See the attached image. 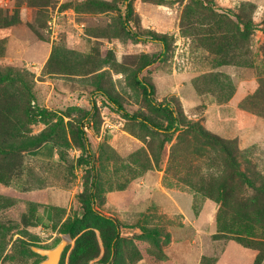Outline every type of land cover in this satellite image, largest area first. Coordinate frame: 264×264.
<instances>
[{
    "label": "rangeland",
    "instance_id": "1",
    "mask_svg": "<svg viewBox=\"0 0 264 264\" xmlns=\"http://www.w3.org/2000/svg\"><path fill=\"white\" fill-rule=\"evenodd\" d=\"M127 2L0 0V264L103 218L86 264H264V0Z\"/></svg>",
    "mask_w": 264,
    "mask_h": 264
},
{
    "label": "trees",
    "instance_id": "2",
    "mask_svg": "<svg viewBox=\"0 0 264 264\" xmlns=\"http://www.w3.org/2000/svg\"><path fill=\"white\" fill-rule=\"evenodd\" d=\"M127 1L128 0H126V2ZM127 4H128V2H127ZM137 83L143 88L146 97L148 99H150L152 102H154L152 86L150 84L144 82L140 78H137ZM111 100L114 103H117V105L119 107V110L124 112V115H126L127 117H130L132 119H140V120H142L143 124L147 123L148 125H150L151 127H154V128H161L159 124H156V123H154L153 121H151V120H149L147 118H144V117L139 116L137 114L128 113L119 102H116V100L113 99V98H111ZM164 109L167 110V111H170L169 107H164ZM171 117H173V120L175 122L176 121L175 116H173V114H171ZM80 131L85 137V135H86L85 132L83 130H80ZM201 133L203 134V132H201ZM204 135H206L205 136L206 138L208 137L209 139H211L214 142H218V143H221V144L223 143L222 140L219 137H216V136L211 135V134H204ZM47 147H49L48 150H49L50 153L49 154H43L40 149L41 148L47 149ZM86 151L88 152V155H89V165L92 168V171L93 170L96 171L95 156L93 155V152L90 149L86 148ZM34 155H37V156H39L41 158H44V159H47V160H53L56 157L55 146L52 145V144H48V145H44L42 147H39V149L34 151ZM94 177H96V176L94 175ZM88 211H90L92 213L95 212L93 208L88 210ZM83 213L85 214L86 211H84ZM100 218L102 219L103 217H100ZM104 219L105 218H103L102 220L95 219L94 223L96 225L94 223H92V225H94V226L85 225V229L88 230V232L86 234H84V236L81 238L80 244L78 245V247L76 248V252H74V254L72 256L71 264H86V262L88 260V257H89L88 254L90 253V249H92L94 246H96V235H95V233L93 231H89L91 228L100 229V231L102 233V238H103L104 243H105V246L106 247H112V245L114 244V247H115V250H116L117 244H115V243L120 238L119 231L118 230H108V229L105 230V228L103 226L105 224H107L108 220L107 219L104 220ZM101 222L103 223L102 225H101ZM75 226H76V221L72 222L66 228L65 231L68 232L70 235L74 236L76 234ZM142 231H144V233L149 234L152 237H156V236L159 235L158 230H146V229L142 228ZM35 245L40 246V247H44V246H41L39 244H35ZM67 250H68V247H67V249L65 250V252L63 254V257H62V260H61L60 264H66L65 263V255H66ZM38 262H40V261H38ZM37 263H35V264H37Z\"/></svg>",
    "mask_w": 264,
    "mask_h": 264
},
{
    "label": "crops",
    "instance_id": "3",
    "mask_svg": "<svg viewBox=\"0 0 264 264\" xmlns=\"http://www.w3.org/2000/svg\"><path fill=\"white\" fill-rule=\"evenodd\" d=\"M41 152L43 154H49L50 152L46 153L47 150L45 148H41L40 149ZM56 151V150H55ZM36 157L40 158V159H43V160H47V159H44V158H41L37 155H35ZM148 186V185H147ZM148 187H151L150 185ZM166 191V194H169L170 196H166L164 202L167 206V213L169 214L170 217H176V216H187V214H189V210L187 209V204H186V200L183 199L184 195H183V192H180L179 191V194H176V195H173V193H169V191L165 190ZM173 191V190H172ZM175 192V191H173ZM117 196V199H116V207L118 208V210L120 211H127V212H130L132 211V214L133 216H140L141 215V203L137 200H134L132 202H128V201H123L121 199V197L124 195L122 192L120 193H117L116 194ZM162 205V204H160ZM148 209V208H147ZM150 211L148 212V215L151 213V212H155L153 210H157V206L155 204V208H152V209H149Z\"/></svg>",
    "mask_w": 264,
    "mask_h": 264
},
{
    "label": "water",
    "instance_id": "4",
    "mask_svg": "<svg viewBox=\"0 0 264 264\" xmlns=\"http://www.w3.org/2000/svg\"><path fill=\"white\" fill-rule=\"evenodd\" d=\"M69 242L70 238L65 236L56 246L51 248L32 245L31 249L43 257L37 264H60Z\"/></svg>",
    "mask_w": 264,
    "mask_h": 264
}]
</instances>
